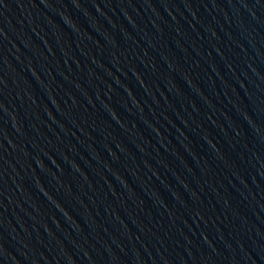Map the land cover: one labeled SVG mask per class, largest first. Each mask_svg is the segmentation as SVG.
<instances>
[{
  "label": "water",
  "instance_id": "95a60500",
  "mask_svg": "<svg viewBox=\"0 0 264 264\" xmlns=\"http://www.w3.org/2000/svg\"><path fill=\"white\" fill-rule=\"evenodd\" d=\"M0 264H264V0H0Z\"/></svg>",
  "mask_w": 264,
  "mask_h": 264
}]
</instances>
